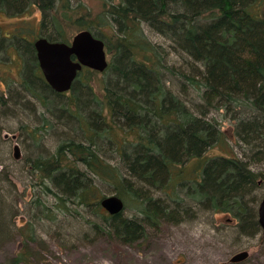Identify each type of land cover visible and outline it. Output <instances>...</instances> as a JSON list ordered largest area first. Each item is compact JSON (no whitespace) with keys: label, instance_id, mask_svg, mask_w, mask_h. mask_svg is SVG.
<instances>
[{"label":"trees","instance_id":"obj_1","mask_svg":"<svg viewBox=\"0 0 264 264\" xmlns=\"http://www.w3.org/2000/svg\"><path fill=\"white\" fill-rule=\"evenodd\" d=\"M34 11L32 35L7 34L0 25V63L18 64L10 83L24 94L18 101L12 92L0 96V104L24 109L21 101L29 97L73 131L33 160L34 220L56 222L63 213L84 211L101 220L92 224L98 236L127 245L145 238L147 228L200 213L230 216L246 237L263 233L254 193L264 173L253 167L264 166V0H0V14ZM145 27L198 69L169 65ZM83 31L104 42L108 69L85 68L69 92L57 93L41 72L34 42L71 43ZM185 89L200 103L191 107ZM213 111L232 118V138ZM43 130L32 131L37 146ZM103 187L124 202L123 212L102 207ZM4 208L0 199V241L8 230ZM27 226L21 233L35 242V223ZM29 261L21 251L12 264Z\"/></svg>","mask_w":264,"mask_h":264},{"label":"rangeland","instance_id":"obj_2","mask_svg":"<svg viewBox=\"0 0 264 264\" xmlns=\"http://www.w3.org/2000/svg\"><path fill=\"white\" fill-rule=\"evenodd\" d=\"M74 1V0H73ZM96 9L97 3L91 2ZM38 12L23 16H9L0 14V25L7 34L22 31L24 35H32L30 30L38 26ZM145 32L151 42L162 47L167 53L168 64L178 70L193 73L195 65L185 55L173 52L171 43L163 36L145 27ZM18 64L13 60L0 63V96L8 97L12 92L15 101L20 100V93L16 85L11 86V80H16ZM194 68V69H193ZM12 82V81H11ZM179 83L182 86L183 80ZM9 87V88H8ZM10 89V90H9ZM177 89V88H176ZM187 90V89H185ZM18 94H14V93ZM189 105L200 100L191 94L185 93ZM6 99V98H5ZM24 109H14L8 104H0V199L4 208V220L7 221L8 230L0 241V264H12L18 253H29V264H233L232 257L243 251L249 252V258L237 264H264V233L254 237H246L238 232L237 223L224 215L201 213L194 219L184 223H162L157 228H147L146 237L133 245H127L115 238L98 236L93 230V222L101 224V220L94 216L79 212L59 216L56 222L34 220L36 211L31 201L38 194L34 190L35 176L31 173L33 160L39 155L54 151L56 139H67L73 131L61 122L52 119L51 115L35 104L33 99L21 101ZM13 111V112H11ZM43 119L53 122L45 123ZM45 117V118H44ZM211 117L218 119L223 130L230 138L234 135V121L224 114L212 112ZM60 120V118H59ZM61 121V120H60ZM49 124V125H48ZM43 127L44 138L41 146H37L31 138L32 131ZM23 127H28L26 130ZM39 143V142H38ZM20 148V159H14V148ZM239 157L243 155V147L234 145ZM218 149L213 151L217 154ZM109 158H114L108 155ZM116 163L114 160H109ZM258 173H264V166H254ZM3 171V173H1ZM12 184L10 187L9 183ZM259 185L254 198L259 202L264 199V176L259 179ZM106 197L113 193L103 187ZM53 203V199L50 198ZM8 207H11L9 210ZM7 209V210H5ZM70 211L75 208L70 206ZM134 211H126L127 216H133ZM35 223V242H26L21 229L28 233V223ZM91 223V224H90ZM7 235V236H6Z\"/></svg>","mask_w":264,"mask_h":264},{"label":"water","instance_id":"obj_3","mask_svg":"<svg viewBox=\"0 0 264 264\" xmlns=\"http://www.w3.org/2000/svg\"><path fill=\"white\" fill-rule=\"evenodd\" d=\"M37 59L48 85L57 93L64 94L72 89L79 73L84 68L103 73L108 69L109 60L104 42L95 38L89 31L78 33L71 43L49 42L41 38L34 42ZM14 159H20V148H14ZM102 207L111 215L124 211V202L116 195L105 197ZM258 220L264 233V199L258 207ZM249 252L243 251L230 260L237 264L246 261Z\"/></svg>","mask_w":264,"mask_h":264},{"label":"flooded vegetation","instance_id":"obj_4","mask_svg":"<svg viewBox=\"0 0 264 264\" xmlns=\"http://www.w3.org/2000/svg\"><path fill=\"white\" fill-rule=\"evenodd\" d=\"M85 69V68H84ZM42 72V71H41Z\"/></svg>","mask_w":264,"mask_h":264}]
</instances>
